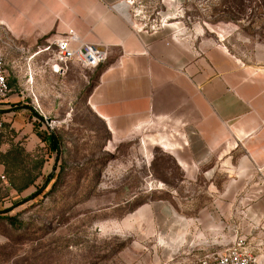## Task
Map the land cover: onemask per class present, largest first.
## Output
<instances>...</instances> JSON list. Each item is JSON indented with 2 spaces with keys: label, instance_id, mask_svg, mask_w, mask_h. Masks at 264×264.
Here are the masks:
<instances>
[{
  "label": "rangeland",
  "instance_id": "374dc122",
  "mask_svg": "<svg viewBox=\"0 0 264 264\" xmlns=\"http://www.w3.org/2000/svg\"><path fill=\"white\" fill-rule=\"evenodd\" d=\"M131 7L140 32L166 29L264 67V0H133ZM44 43L49 40L21 42L0 24L8 96H22L19 104L35 117L36 130L61 144L51 151L39 139L28 151L8 125L0 134L6 182L0 179V210L12 207L21 222L15 229L0 221V264H198L200 255L183 253L167 229L177 228L179 203L200 198L194 186L207 182L184 178L160 122H147L129 138L114 137L87 104L98 68L69 63L55 72L52 51H41ZM221 153L241 155L236 143ZM22 172L34 182L18 192ZM184 184L191 188L180 193ZM39 187L43 192L34 196Z\"/></svg>",
  "mask_w": 264,
  "mask_h": 264
},
{
  "label": "crops",
  "instance_id": "0c3cea01",
  "mask_svg": "<svg viewBox=\"0 0 264 264\" xmlns=\"http://www.w3.org/2000/svg\"><path fill=\"white\" fill-rule=\"evenodd\" d=\"M127 1L0 0V24L29 45L68 32L106 44L107 58L87 96L93 114L119 139L160 122L169 129L163 143L175 151L184 178L207 182L194 186L200 198L179 203L177 228L167 229L168 240L201 258L243 238L264 256V67L166 29L140 32ZM21 99L9 95L0 103V117L31 151L39 142L35 117ZM234 143L239 158L221 153ZM190 188L184 184L179 192Z\"/></svg>",
  "mask_w": 264,
  "mask_h": 264
},
{
  "label": "built area",
  "instance_id": "2783aa9c",
  "mask_svg": "<svg viewBox=\"0 0 264 264\" xmlns=\"http://www.w3.org/2000/svg\"><path fill=\"white\" fill-rule=\"evenodd\" d=\"M127 3L132 5L133 0ZM49 50L52 51L54 61L52 69L55 72L65 70L69 63H75L86 69H95L106 60L108 55L106 44L84 40L74 32L49 40L48 46L41 51ZM7 76L5 62L0 54V103L8 97L10 92ZM4 129V121L0 117V134L4 132ZM0 179L5 182L4 175H1ZM198 264H264V256L261 257L251 250L243 238H237L223 252L202 256Z\"/></svg>",
  "mask_w": 264,
  "mask_h": 264
},
{
  "label": "trees",
  "instance_id": "16d2710c",
  "mask_svg": "<svg viewBox=\"0 0 264 264\" xmlns=\"http://www.w3.org/2000/svg\"><path fill=\"white\" fill-rule=\"evenodd\" d=\"M38 119H40L41 121H43V118L41 116H39L37 113L34 114ZM36 134L39 137V139L42 142H46L47 143V147L49 150L51 151H57L61 144H60V140L57 136L55 135H50V134H46V133H40L36 130ZM25 169H23L24 171ZM25 175L27 176L25 178ZM21 181L19 180L21 184V186H17L16 184L13 183L14 181L12 179L11 180V184L14 185V187H16L18 192H21L23 189L27 188L28 186H30L31 184H33L34 179L31 177V175L28 172H22L21 176H19ZM53 175L50 173L48 174V176L45 178V181H47L49 178H52ZM58 177V175H57ZM10 178V177H9ZM56 181V180H55ZM55 182H53V184L50 187V190L48 191L47 194H45V197L47 195H49L52 191V186L54 185ZM43 192V187H39L35 190L34 192V196H37L39 194H41ZM33 196V197H34ZM12 210V207L7 208L5 210H0V221H4L6 223H8L10 226H12L15 229H18L21 225V222L18 220L17 218V214H10V211Z\"/></svg>",
  "mask_w": 264,
  "mask_h": 264
}]
</instances>
